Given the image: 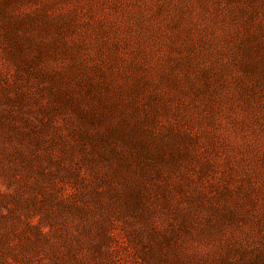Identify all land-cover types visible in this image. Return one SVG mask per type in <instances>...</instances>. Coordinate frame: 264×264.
I'll list each match as a JSON object with an SVG mask.
<instances>
[{
	"label": "rangeland",
	"instance_id": "1",
	"mask_svg": "<svg viewBox=\"0 0 264 264\" xmlns=\"http://www.w3.org/2000/svg\"><path fill=\"white\" fill-rule=\"evenodd\" d=\"M0 264H264V0H0Z\"/></svg>",
	"mask_w": 264,
	"mask_h": 264
}]
</instances>
